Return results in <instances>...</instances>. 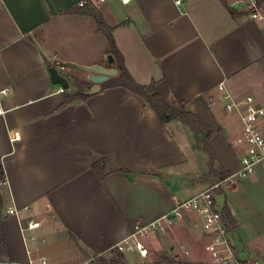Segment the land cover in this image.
<instances>
[{
  "label": "crops",
  "instance_id": "crops-1",
  "mask_svg": "<svg viewBox=\"0 0 264 264\" xmlns=\"http://www.w3.org/2000/svg\"><path fill=\"white\" fill-rule=\"evenodd\" d=\"M80 1L0 0V264H220L191 219L156 235L157 247L146 239V258L114 250L137 221H155L175 200L212 184L208 156L188 126L161 124L123 87L64 99L75 93L72 74L88 77L85 69L106 67L111 54L85 12L92 10L134 82L190 114L202 136L210 135L215 168L235 172L242 123L225 111L218 86L264 107V27L232 16L225 0H93L79 8ZM53 71L67 89L54 83ZM103 157L112 169L105 176L95 168ZM254 172L264 173V162ZM222 204L234 221L239 259L264 264V240L244 229L236 202L224 195ZM30 221L37 223L32 230Z\"/></svg>",
  "mask_w": 264,
  "mask_h": 264
},
{
  "label": "built area",
  "instance_id": "built-area-1",
  "mask_svg": "<svg viewBox=\"0 0 264 264\" xmlns=\"http://www.w3.org/2000/svg\"><path fill=\"white\" fill-rule=\"evenodd\" d=\"M106 0H95L103 3ZM127 0H122L126 2ZM229 10L239 14L241 18L254 21L264 27V1L262 0H225ZM93 0L80 1L77 6L85 8ZM179 3V1H177ZM59 69H66L58 65ZM63 91V90H62ZM220 99L228 113H237L242 123L241 136L243 140V154L239 159V168L227 177L213 182L205 190L186 200H175L174 208L159 219L150 223L137 221L130 235L117 243L114 250L118 253L136 252L139 257L146 258L148 249L145 240L170 230L178 222L186 219L195 221L199 225L206 240L204 250L220 264H260L256 258L241 260L238 256V240L235 227L224 215L223 204L219 201L222 193L236 180L244 179L251 174L258 165L264 162V132L261 124L264 120V107L257 105L252 97L235 100L225 90L223 84L218 86ZM5 181L3 182V184ZM9 214H16L14 207L8 208ZM37 223L30 221L27 229L32 230ZM44 263V258L39 259Z\"/></svg>",
  "mask_w": 264,
  "mask_h": 264
},
{
  "label": "trees",
  "instance_id": "trees-1",
  "mask_svg": "<svg viewBox=\"0 0 264 264\" xmlns=\"http://www.w3.org/2000/svg\"><path fill=\"white\" fill-rule=\"evenodd\" d=\"M264 1V0H262ZM87 8V7H85ZM90 16L94 18V20L97 23L98 30H100L107 39L110 53L114 57L115 60V67L118 71V75L115 78H112L107 83L102 84L104 87H123L131 91L132 93L136 94L140 98H142L152 109L156 117L158 118L159 122L161 124H165L169 120L178 119L182 123H184L186 126H188L189 130L193 134V138L195 140V147L199 150H202L207 156H208V174L207 177L210 176H216L218 179H223L227 177L230 173L218 170L214 166V155L212 151L210 150L207 140L210 135L207 137H203L202 134L199 131L198 123L196 120L187 112L184 110H181V112L174 111L170 108H168L157 95L153 93V86H142L134 82L132 77L129 75V73L126 71L122 57L117 51L113 38L111 36V30L106 27L104 21L102 18L95 12V11H85ZM230 14L234 17H240L239 14L235 13L232 10H229ZM91 84L87 82H75L76 91L74 94L70 96H66L64 99V104L72 102L74 100H84L88 96L87 91L90 88ZM97 170H102L103 174L102 176H105L107 173L111 172L112 169L108 167V160L106 157H103L101 161L95 166ZM224 215L231 221V223L234 225V221L231 218L227 208L224 206L223 209Z\"/></svg>",
  "mask_w": 264,
  "mask_h": 264
},
{
  "label": "rangeland",
  "instance_id": "rangeland-1",
  "mask_svg": "<svg viewBox=\"0 0 264 264\" xmlns=\"http://www.w3.org/2000/svg\"><path fill=\"white\" fill-rule=\"evenodd\" d=\"M70 78V82L74 87L76 81L87 82L85 74H72ZM219 180L221 179H218L216 176L208 177V181L211 183ZM221 193L223 195L219 199L221 203L224 195H226L227 200L237 203L239 216L248 234L256 230L257 240H264V173L259 175L253 171L246 178L236 180L233 185ZM147 244L157 247L156 236L148 238Z\"/></svg>",
  "mask_w": 264,
  "mask_h": 264
},
{
  "label": "water",
  "instance_id": "water-1",
  "mask_svg": "<svg viewBox=\"0 0 264 264\" xmlns=\"http://www.w3.org/2000/svg\"><path fill=\"white\" fill-rule=\"evenodd\" d=\"M105 66L106 67L85 69V72L89 74L87 81L91 84L87 91L88 95L99 93L103 83L107 82L110 78L117 76L118 71L114 69L115 60L111 54L106 56ZM51 77L54 83L60 84L64 89H67L68 84L64 77H61L55 71L52 72Z\"/></svg>",
  "mask_w": 264,
  "mask_h": 264
}]
</instances>
